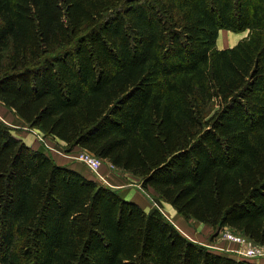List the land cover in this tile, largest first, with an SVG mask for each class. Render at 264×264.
I'll list each match as a JSON object with an SVG mask.
<instances>
[{
	"label": "trees",
	"instance_id": "obj_1",
	"mask_svg": "<svg viewBox=\"0 0 264 264\" xmlns=\"http://www.w3.org/2000/svg\"><path fill=\"white\" fill-rule=\"evenodd\" d=\"M220 29L248 33L218 49ZM0 103L264 246V0H0ZM231 254L0 119V264H264Z\"/></svg>",
	"mask_w": 264,
	"mask_h": 264
},
{
	"label": "crops",
	"instance_id": "obj_2",
	"mask_svg": "<svg viewBox=\"0 0 264 264\" xmlns=\"http://www.w3.org/2000/svg\"><path fill=\"white\" fill-rule=\"evenodd\" d=\"M247 33L248 30L235 33L229 30L220 29L218 31V35L216 39V47L218 49L232 47L239 40L246 37ZM10 114L11 112L6 108L0 109V119L10 128H12L13 134L16 137L20 138L22 141H24L29 147H31L32 149L43 150L47 152L57 164L68 165L69 167L75 169L85 177L96 180V178L91 174V172L86 168V166L82 164L80 161L75 159L76 153L80 149L79 147L75 148L73 151L66 153L64 150L65 143L57 138L44 137V143H43L38 139L36 135L39 132L38 130L27 128L25 123H23L19 118H17L16 116L15 117L11 116ZM109 167L111 166L108 163H106L105 166V162H104L103 164H101L99 169V173L103 176V178L108 179L109 181L108 186L117 188L118 193L121 197H123L126 200H130L137 203L144 211L147 212L151 210L150 201L145 196V194H143L139 188L137 189L135 187H132V185H129L127 183L130 179H133V177L130 176L129 173L120 172V170L111 167L112 169H114L112 170ZM149 192L151 194L154 193L151 190H149ZM165 210L169 215V216L167 215V217L170 220L172 219L176 222L175 226L176 227L178 226L177 227L178 229L181 227L185 231L187 230L189 233L193 234L191 237L185 234V232H183V230H181L180 228L181 233L191 240L203 243V240H206V237H208L213 230L210 226L194 220L193 221L195 225L190 226L187 223V220H185L180 215H178L177 212L173 210V208L170 205L166 204ZM210 247L218 250L223 254H231L228 252H233L234 254H236L235 252L236 250H238L239 245L227 240H218L216 242H213V244ZM233 253L231 255H233ZM254 262L263 263L264 260H254Z\"/></svg>",
	"mask_w": 264,
	"mask_h": 264
},
{
	"label": "built area",
	"instance_id": "obj_3",
	"mask_svg": "<svg viewBox=\"0 0 264 264\" xmlns=\"http://www.w3.org/2000/svg\"><path fill=\"white\" fill-rule=\"evenodd\" d=\"M36 135L38 139L44 143V138L40 135V132ZM75 159L84 164L86 168L91 172V174L96 178V180H98L102 184L108 185L107 181L99 173V169L102 164L101 159L97 158L85 149H80L77 152ZM220 237L224 240L234 242L239 245L238 250H236L235 252L238 256H243L252 259L257 258L259 256H264L263 245L255 244L248 240V238L235 234L229 229H224L220 231Z\"/></svg>",
	"mask_w": 264,
	"mask_h": 264
},
{
	"label": "rangeland",
	"instance_id": "obj_4",
	"mask_svg": "<svg viewBox=\"0 0 264 264\" xmlns=\"http://www.w3.org/2000/svg\"><path fill=\"white\" fill-rule=\"evenodd\" d=\"M235 33H237V32H235ZM4 109L5 107L0 103V109ZM7 109V108H6ZM10 111V110H9ZM11 112V111H10ZM11 116H14L15 117V115L11 112V114H10ZM9 117V116H8ZM27 127V126H26ZM28 128V127H27ZM39 133V132H38ZM40 135L44 138V135L43 134H41L40 133ZM79 151V150H78ZM66 152V151H65ZM67 153V152H66ZM77 154V153H76ZM104 163V162H103ZM102 163V164H103ZM105 166H106V162H105ZM110 169H112L111 167H109ZM112 170H114V169H112ZM120 172H123V171H121L120 170ZM130 176H132L131 174H129ZM133 177V176H132ZM135 177H133V179H130L127 183L129 184V185H132V187H135V188H139L140 189V191L143 193V194H145V196L149 199V201H150V205H151V209L152 208H155V207H159L160 208V210L167 216L168 214H167V212H166V210H165V206H166V204L167 205H170L169 203H167V202H164V201H162V202H158V203H155L154 202V197H153V194H151L149 191H145V190H143V189H141V187H140V184H139V181H137L138 179L137 178H135ZM105 180L107 181V183L109 184V181H108V179H106L105 178ZM133 180H135V181H133ZM104 185H106V186H108L107 184H104ZM171 206V205H170ZM172 207V206H171ZM173 208V207H172ZM173 210H175L174 208H173ZM169 216V215H168ZM172 220V219H171ZM172 222L175 224L176 222L174 221V220H172ZM187 223L191 226H194L195 225V223H194V221L193 220H188L187 221ZM178 227V226H177ZM181 228V227H180ZM180 228H179V230H180ZM181 230H183V232H185V234H187V235H189V236H191L192 237V235L193 234H191V233H189L187 230L185 231L184 229H182L181 228ZM181 232V231H180ZM195 238V237H194ZM218 240H224V239H222L221 237H220V232L217 234L216 232H214V230H212V232H211V234L208 236V237H206V240H203V243H205V245H208V246H211L212 244H213V242H216V241H218ZM202 243V242H201ZM253 260H264V256H259V257H257V258H254Z\"/></svg>",
	"mask_w": 264,
	"mask_h": 264
}]
</instances>
